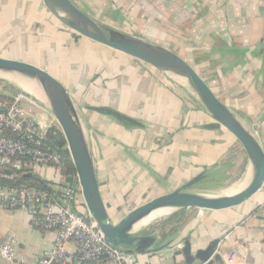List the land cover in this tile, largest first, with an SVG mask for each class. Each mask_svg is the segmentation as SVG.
Listing matches in <instances>:
<instances>
[{
	"label": "crops",
	"instance_id": "crops-1",
	"mask_svg": "<svg viewBox=\"0 0 264 264\" xmlns=\"http://www.w3.org/2000/svg\"><path fill=\"white\" fill-rule=\"evenodd\" d=\"M103 2L102 8H108L117 22L116 29L166 46L195 66L264 145V0ZM56 19L42 0H0V23H8L3 33L8 47L26 42L31 50L44 54L40 42H48L58 49V37L50 35L58 36L67 28L56 25ZM13 23L21 30L35 24L45 30L41 36H14ZM69 34L79 42L80 37ZM102 53L85 72L88 80L79 110L102 195L108 209L114 208L113 222L126 213L123 202L130 193L157 186L163 194L210 166L213 174L227 169L226 158L239 141L223 127L208 128L214 119L188 86L148 63L128 55L114 56L109 47ZM81 80L69 90L82 85ZM90 106L112 108L139 123L127 125ZM50 181L52 185L60 182ZM161 228L154 230L159 233ZM10 235L18 240L17 256L27 264H35L54 242L53 233L31 226L26 210L6 209L0 200V247ZM174 235L177 242L188 238L194 251L220 238L221 262L214 264H264V186L238 207L202 213L189 208ZM161 236L159 244L167 241V235ZM69 248L74 249L72 244ZM153 256L152 262L151 256L139 255L138 262L184 264L183 254L173 247ZM0 264H9L1 253Z\"/></svg>",
	"mask_w": 264,
	"mask_h": 264
},
{
	"label": "water",
	"instance_id": "water-1",
	"mask_svg": "<svg viewBox=\"0 0 264 264\" xmlns=\"http://www.w3.org/2000/svg\"><path fill=\"white\" fill-rule=\"evenodd\" d=\"M42 1L55 18L74 32L148 63L183 82L192 90L214 119V123L209 124L208 127H223L233 134L245 150L251 166L252 176L248 185L236 194L217 196L191 190L209 177L210 173L206 170L179 188L157 195L137 205L126 212L117 222H113L110 219L108 207L100 189L86 128L79 110L80 107L72 92L48 69L30 61L0 55L1 73L16 74L35 80L43 89L46 96L45 105L58 121L67 141L88 212L97 222L108 243L128 253L153 256L163 249L174 247L177 241L174 237L163 244H159L157 235H147L143 229L134 231L137 222L147 214L161 208L172 211L181 208L225 210L246 203L262 190L264 186L263 143L245 125L237 112L232 110L214 92L207 80L199 74L191 63L166 46L118 30L99 21L96 17L85 12L73 0ZM90 108L120 120H126L129 123H139L109 107L90 106ZM25 175L42 180V176L37 173L27 172ZM179 241H184V246L181 249L184 264L221 262V255L218 252L220 238L214 239L206 248L197 251H194L193 244L188 238Z\"/></svg>",
	"mask_w": 264,
	"mask_h": 264
},
{
	"label": "built area",
	"instance_id": "built-area-1",
	"mask_svg": "<svg viewBox=\"0 0 264 264\" xmlns=\"http://www.w3.org/2000/svg\"><path fill=\"white\" fill-rule=\"evenodd\" d=\"M24 95L0 100V163L11 164L22 174H40L41 168L50 167L61 176L60 182H56L58 186L52 185L51 190L0 184L2 207L26 210L31 226L54 234L51 248L35 264H139L138 254L125 252L106 241L88 212L78 175L71 182L64 181L60 172L63 148L49 141L51 129L60 125L54 116L49 119L46 114H28ZM183 246L184 241H179L173 250L181 252ZM17 248V238L10 235L0 253L9 264H27L17 256Z\"/></svg>",
	"mask_w": 264,
	"mask_h": 264
},
{
	"label": "rangeland",
	"instance_id": "rangeland-1",
	"mask_svg": "<svg viewBox=\"0 0 264 264\" xmlns=\"http://www.w3.org/2000/svg\"><path fill=\"white\" fill-rule=\"evenodd\" d=\"M73 1H75V3H77L78 5H80V7H82L85 12L96 17L99 21L104 23H110V25L116 27L117 22L115 21V19L112 18L113 16L107 12L108 8L103 9L105 7L103 0H73ZM56 22H57L56 25L62 27L64 26L57 19ZM7 24L8 23L6 22L0 23V54L4 57L27 60L36 63L42 66L43 68L48 69L57 78H59L67 86L68 89H73V86H75L76 83H80L81 78H83V80H81L82 85H80L78 88L74 87V90L71 91L75 101L77 102V104H79L80 109H82L83 102L81 101L80 97L85 95V89H86L85 84L88 80L87 77H85L86 75L85 72L89 71L90 66L95 65L96 59L101 55H103L102 50L105 52V50H107L108 47H106L105 45L99 42L93 41L85 36H80L79 42H74L71 40V35L69 34L68 29H64L63 32H59L58 36H55V34H57L56 32L50 35V38L58 37V42H57L59 44L58 49H56L55 47L57 44H49L48 42L46 43L45 41H43L45 43L40 42L44 54L41 53L40 50L39 52H37V50H33V49L31 50V45H29L26 42L20 45L19 44L11 45L10 47H8L7 42L5 41L6 36H4L3 34L5 32V28L7 27ZM20 28L21 27L17 26L16 23L14 24V28H12L11 30L14 36L27 35L29 37V35L34 36L35 34L37 35V33H39V36H41L43 35V31L45 30L40 25H36V24L33 26L30 25L25 30H21ZM61 47H65V48H61ZM61 49H63V51ZM110 50L113 52L114 56L116 54L127 55L121 51H120L121 53H119V50L116 49L110 48ZM29 54L31 55L29 56ZM96 69L97 66L95 67L94 70ZM98 73L99 74L96 75V77H99L101 80L102 78L101 73L100 72ZM15 88L17 90H20V92H16ZM0 93H5L9 96L11 95L10 97L17 95L19 93H22L23 95L24 93H26V95L24 96L26 97L27 100L24 103V108L28 112V114H30L32 117L33 116L41 117L43 116V114H46L49 119L53 118V114L46 107L45 101L39 100L36 96L24 90L18 84L17 78L14 77V74H7L0 72ZM228 156L229 157L226 159L229 160L230 164L226 165L227 169H222L223 171L221 173L213 174L212 169L214 168L210 166L209 169H207V172L210 173L209 177L206 180L201 181L195 187L191 188V190H194L196 192L207 193L211 195H217V196L226 195L227 193H229L230 189L234 185H236V183L238 184L240 181H242L243 178L251 171V166L249 164L247 154L239 142L236 143V147L232 150L231 156L230 154ZM40 174L43 178L52 181L54 180L58 181L59 179H61L60 178L61 176L56 171L52 170L50 167L41 168ZM57 186L58 185L56 183H53V187H57ZM160 191H161L160 187L155 186L152 189H148V191L144 190L140 192L139 190H137L134 193H130V196L127 198V200L123 202L124 209L126 210V212H128L130 209L136 207L137 202L143 203L145 202V199H147L149 196L160 195L161 193ZM117 209L118 208H115L116 211ZM113 212H114V208L108 209V213L111 219L115 218ZM173 212L174 211H169L164 216H159L157 218L145 221L144 226L147 227L143 228L144 232L153 233L154 235H157L158 238L160 237L159 238L160 240L162 237L161 234H163L161 231L163 229L161 228L159 233L155 232L156 230L154 229L157 226L160 227L161 225H163L162 223L164 222L165 218L170 214H172ZM170 226H171L170 224L164 226L165 227L164 230L167 232V233L165 232L166 234L164 235H167V240L176 237L174 235L175 232L171 234L169 233L168 236V230ZM150 258L153 262L155 261L156 256H151Z\"/></svg>",
	"mask_w": 264,
	"mask_h": 264
},
{
	"label": "trees",
	"instance_id": "trees-1",
	"mask_svg": "<svg viewBox=\"0 0 264 264\" xmlns=\"http://www.w3.org/2000/svg\"><path fill=\"white\" fill-rule=\"evenodd\" d=\"M66 27V26H65ZM69 31L73 33L75 37H80L82 35L74 32L73 30L66 27ZM16 92H20L15 88ZM26 95V93H24ZM11 96V95H10ZM9 95L5 93H0V100L10 99ZM120 120V119H119ZM127 125H133L134 123H129L126 120H121ZM49 141L59 144L62 150V166H61V175L64 177L65 182H71L74 180V176H76L77 171L75 165L72 161V157L70 151L67 146V141L65 136L58 126H54L49 132ZM27 173V172H26ZM64 182H61V184ZM0 184H4L6 186L21 188V187H36L43 190H51L52 182L49 179L42 178L38 179L33 176H26L25 173H21V171L12 167L11 164L8 163H0ZM122 209V208H119ZM189 208H181L174 211L172 214L167 216L162 223V233L166 234L167 232L164 230V226L170 224V228L168 230V234L174 233L178 230L179 224L184 221L186 218L187 212ZM111 219V218H110ZM166 232V233H165ZM145 234H150V232H145Z\"/></svg>",
	"mask_w": 264,
	"mask_h": 264
},
{
	"label": "bare ground",
	"instance_id": "bare-ground-1",
	"mask_svg": "<svg viewBox=\"0 0 264 264\" xmlns=\"http://www.w3.org/2000/svg\"><path fill=\"white\" fill-rule=\"evenodd\" d=\"M14 77L17 78L18 84L27 92L33 94L34 96H36L39 100L45 101L46 96L45 93L43 91V89L41 88V86L37 83V81L32 80V79H28L25 78L23 76L20 75H16L14 74ZM252 173L249 172L242 181H240L238 184L236 183V185H234L229 193H227V195H232V194H236L240 191H242L249 183L250 179H251ZM169 211H172L171 209H167V208H161V209H157L152 211L151 213L147 214L146 216H144L139 222H137V224L134 226V231H138L140 229H143L147 226H144L145 221H148L150 219H154L157 218L159 216H164L165 214H167Z\"/></svg>",
	"mask_w": 264,
	"mask_h": 264
},
{
	"label": "flooded vegetation",
	"instance_id": "flooded-vegetation-1",
	"mask_svg": "<svg viewBox=\"0 0 264 264\" xmlns=\"http://www.w3.org/2000/svg\"><path fill=\"white\" fill-rule=\"evenodd\" d=\"M150 234H153V233H150ZM150 234H147V235H150Z\"/></svg>",
	"mask_w": 264,
	"mask_h": 264
}]
</instances>
